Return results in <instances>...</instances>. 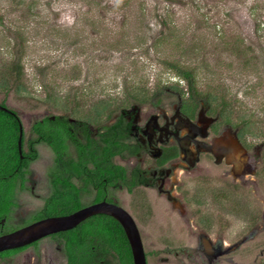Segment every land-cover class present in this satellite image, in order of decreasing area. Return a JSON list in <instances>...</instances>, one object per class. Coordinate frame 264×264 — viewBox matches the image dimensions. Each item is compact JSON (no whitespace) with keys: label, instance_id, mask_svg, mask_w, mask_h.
Here are the masks:
<instances>
[{"label":"rangeland","instance_id":"rangeland-1","mask_svg":"<svg viewBox=\"0 0 264 264\" xmlns=\"http://www.w3.org/2000/svg\"><path fill=\"white\" fill-rule=\"evenodd\" d=\"M178 68L192 73L196 106ZM180 100L199 108L205 134L197 139L200 158L194 161V152L190 162L178 159L165 180L175 200L143 187L119 198L148 251L172 250L167 262L163 253L155 262L216 264L217 252L232 256L243 231L252 229L246 243L264 240L252 238L264 235V0H0V103L18 111L27 138L46 115L97 127L133 106L142 120L171 114ZM211 117L215 134L206 131ZM240 122L248 123V147L231 127ZM37 149L31 169L41 195H21L31 209L47 194L53 157L48 145ZM257 220L263 226L253 229ZM202 238L220 240L206 246ZM50 247L45 256L56 255ZM30 253L14 264H32Z\"/></svg>","mask_w":264,"mask_h":264},{"label":"flooded vegetation","instance_id":"flooded-vegetation-1","mask_svg":"<svg viewBox=\"0 0 264 264\" xmlns=\"http://www.w3.org/2000/svg\"><path fill=\"white\" fill-rule=\"evenodd\" d=\"M183 105V101L180 100L176 104L173 113L168 114L164 112L150 114L144 118V120L141 119L143 113L140 106L122 109L111 123L119 122L121 124L119 135L122 136L123 142L128 145V147H126L122 153L113 155L112 161L114 167L121 166L124 172L116 168L110 171L105 169L106 171H104V173H99L102 177V184L100 185L92 183V180L90 181L92 177L91 171H87L86 173L79 172L78 174L62 170L67 169L68 165L66 163L69 161V157L63 156L59 158L50 145L45 142L38 143L37 145H48L53 152L51 163L47 165L45 171L47 194L41 196L42 204L36 209L26 208L21 201L22 194H34L37 198L41 195L36 192L37 182L34 178V172L31 169L33 161L30 164L31 173L26 175V186L16 187L14 189V197L10 198L9 204L5 207L10 208V211L0 216V235L44 218L40 217L32 220L31 213L43 207L46 199L52 196L55 187L58 186L64 191L68 183L78 188L85 189L87 187L86 190L81 189L80 193L84 195L81 203L84 204L77 209L102 200L116 202L122 205L119 193L125 191L129 194H133L136 193L137 189L140 187L157 189L158 192L163 194L168 200L174 201L175 197L173 192L175 190L167 188L165 186V180L169 178V176L171 178L173 173L177 172L178 167L176 164L178 159L184 160V162H190V158L194 155V152L197 153V158H194V161L200 158L197 147L203 144L197 139L205 134L203 127L197 122L199 118L198 115L201 111L198 112L197 110V114L190 115L184 110ZM185 108L187 109V107ZM215 121L216 118L211 117L206 128L207 132L215 134L214 129L211 128ZM80 130V126H78L76 133L79 137L81 136ZM95 133H97L96 129ZM31 136L32 134L30 137ZM75 147V144L70 143L69 150L73 151V158L79 159V156L75 152ZM187 148L189 151H187ZM147 156H149L150 159L148 161L146 158ZM165 158L168 159L163 161ZM54 166L56 170L53 171L52 177L57 181L56 183L54 182L56 185L52 183L50 174V169ZM103 166L108 167L105 164ZM87 167L90 169L95 167L92 160L87 162ZM68 178L70 182H68ZM177 186V184L172 185L173 188H177ZM99 194H103L104 196L98 198ZM91 217L92 216L88 217L69 230L52 233L28 245L8 249H16L11 252H8V250L0 252V264H14L19 254L27 250L31 252L29 258L32 260V264H134L132 249L130 255L127 250H114L106 244V241H108L107 236L99 235L94 231L100 230L101 227L110 232L117 230V227L111 220H105L104 218L103 220H98L100 218L99 216H96L97 218L95 220ZM260 222V220H257L255 224L252 225V228L259 229V226L262 227L263 225H261ZM245 223L249 222L246 220ZM210 228L211 226L204 227V231H202L204 234H208ZM139 230L144 244V238L140 227ZM251 231L252 229L250 231H243V233L238 236L234 243L233 251H231L232 256L227 255V259H221V253L217 252L216 264H264V240L256 242L254 245L250 242H245V240H249L246 235ZM258 233L259 232L253 234L252 238L256 240L264 236H260ZM252 238H250V240H252ZM109 240L114 241L115 239L111 237ZM211 240L201 239L203 245L206 244V246L209 245L208 242L210 243ZM218 240L220 239L216 238L214 241L212 240V242L217 243ZM224 242L225 244L223 247L229 246V243L226 245L227 241ZM50 245L55 248L56 255L45 256L47 250L51 248ZM255 248H260L261 253L260 255L257 253L255 260L252 262L253 250ZM144 249L147 264H159L160 261L155 262L156 257L159 258L158 254L160 255L162 253L165 258L160 257L161 262H167L169 260L168 256L172 254V250L169 248L153 253L147 251L144 244Z\"/></svg>","mask_w":264,"mask_h":264},{"label":"trees","instance_id":"trees-1","mask_svg":"<svg viewBox=\"0 0 264 264\" xmlns=\"http://www.w3.org/2000/svg\"><path fill=\"white\" fill-rule=\"evenodd\" d=\"M177 73L187 80L189 93L192 98L196 100V102L194 101L196 106L199 103L197 102L199 99L196 98L195 81L192 73L182 68H178ZM183 103L184 110L190 115L196 114L194 112L199 109L195 110L193 108L194 104L190 102ZM1 104L5 105L6 103L2 101ZM226 105H228V103L224 100L221 107L217 109L218 115H224ZM185 107H187V109ZM21 123L22 119L17 110L11 108V111L8 112L0 109V216L10 211V208L5 207L9 204L10 198L14 197V189L16 187L26 186V175L31 173L30 164L39 157V151L37 149L38 143L45 142L50 145L59 158L63 156L69 157V161L66 163L68 165L67 169L62 170L78 174L79 172L86 173L87 171H91L92 177L90 181L92 180L94 184H102V177L99 173H104L106 170L110 171L116 168L124 172L123 167H114L112 161L113 155L122 153L126 147H128V145L123 142L122 136L119 135L121 128L119 122L111 124L103 123L99 124L97 127H92L90 120L75 119L66 114L46 115L34 122L32 127L33 135L30 138L26 137L24 131L22 138V153H20L18 140ZM240 123L239 125L237 123L231 124V127L236 128L235 133L237 138L244 147H248L245 139V135H247L249 131L247 128L248 123H245V125H242V122ZM78 126H80L81 129L79 131L81 133L80 137L76 133ZM216 126H218V123L215 121L211 126L214 132H216ZM95 129L97 133H95ZM70 143L75 144V152L79 156V159L72 157L73 151L69 150ZM166 159L168 158H165L163 161ZM89 160H92L95 166L92 169L87 167V162ZM104 164L108 167H104ZM54 170H56L55 166L50 169L51 177ZM51 181L52 183L57 182L53 177ZM68 182H70V179ZM55 183L54 185H56ZM86 188H78L71 183H68L64 191L58 186L55 187L52 196L46 199L43 207L31 213V219L35 220L45 216L62 215L74 211L84 204L81 203L84 195L80 192L81 189L86 190ZM103 196V194H99L98 198ZM96 216L100 217L98 220H103V218L105 220H111L117 227V230L110 232L101 227L100 230L94 231L99 235L107 236L108 241H106V244L110 248L117 251L127 250L130 255V244L121 224L112 216L103 213L95 214L91 218L96 220ZM111 237L115 240H109ZM14 250H8V252Z\"/></svg>","mask_w":264,"mask_h":264},{"label":"water","instance_id":"water-1","mask_svg":"<svg viewBox=\"0 0 264 264\" xmlns=\"http://www.w3.org/2000/svg\"><path fill=\"white\" fill-rule=\"evenodd\" d=\"M0 109L8 112L11 111L8 105L1 103ZM24 131L22 122L18 140L20 153H22ZM99 213L114 217L122 225L132 249L134 264H147L144 244L147 251L148 245L145 240L143 244L142 236L134 217L124 206L106 200L91 203L68 214L47 216L13 231L3 233L0 235V252L28 245L52 233L69 230L88 217Z\"/></svg>","mask_w":264,"mask_h":264}]
</instances>
